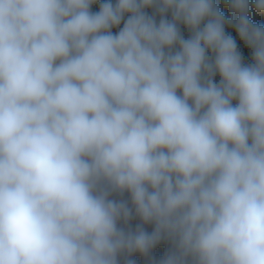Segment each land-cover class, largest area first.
Listing matches in <instances>:
<instances>
[{
	"label": "clouds",
	"instance_id": "9594fccd",
	"mask_svg": "<svg viewBox=\"0 0 264 264\" xmlns=\"http://www.w3.org/2000/svg\"><path fill=\"white\" fill-rule=\"evenodd\" d=\"M0 264H264V0H0Z\"/></svg>",
	"mask_w": 264,
	"mask_h": 264
}]
</instances>
